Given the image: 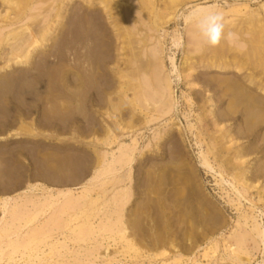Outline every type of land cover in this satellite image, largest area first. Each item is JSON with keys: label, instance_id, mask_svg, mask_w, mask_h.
Instances as JSON below:
<instances>
[{"label": "rangeland", "instance_id": "obj_1", "mask_svg": "<svg viewBox=\"0 0 264 264\" xmlns=\"http://www.w3.org/2000/svg\"><path fill=\"white\" fill-rule=\"evenodd\" d=\"M112 8L0 0V264H264V0Z\"/></svg>", "mask_w": 264, "mask_h": 264}, {"label": "clouds", "instance_id": "obj_2", "mask_svg": "<svg viewBox=\"0 0 264 264\" xmlns=\"http://www.w3.org/2000/svg\"><path fill=\"white\" fill-rule=\"evenodd\" d=\"M186 19L193 22L204 43L209 47L219 46L225 39H233L234 33L225 35L224 15L220 11L202 12L193 9L187 13Z\"/></svg>", "mask_w": 264, "mask_h": 264}, {"label": "bare ground", "instance_id": "obj_3", "mask_svg": "<svg viewBox=\"0 0 264 264\" xmlns=\"http://www.w3.org/2000/svg\"><path fill=\"white\" fill-rule=\"evenodd\" d=\"M6 1V0H5ZM84 1H89V4L91 5V6H94V4H95V0H93V1H91V0H84ZM106 1H108V2H110V4L114 7V8H112V9H114V10H118V11H121V9L122 10H125L126 9V11H127V13H129V12H131V10H130V7H131V5H134V4H136V1L137 0H106ZM142 2H143V0H141ZM138 2H139V0H138ZM146 2V1H145ZM100 5H103V3L101 2V3H99ZM142 5H143V3H142ZM118 8H120V10L118 9ZM146 8V7H145ZM138 10V9H137ZM143 10V9H142ZM198 10H200V11H202V12H207V11H210V9H203V8H200V9H198ZM112 11V10H111ZM111 11L109 12L111 15L112 14H114V13H111ZM146 11V10H145ZM121 12H123V11H121ZM120 13V12H119ZM123 14V13H122ZM143 14V13H142ZM145 15H146V13H144ZM137 15V14H136ZM123 20V19H122ZM124 21V20H123ZM144 22V21H143ZM124 26V25H123ZM201 44V43H200ZM197 46V45H196ZM198 46H199V44H198ZM197 49V48H196ZM199 49V48H198ZM201 49H202V47H201ZM204 50V49H203ZM197 52V51H196ZM198 53V52H197ZM173 61V60H172ZM212 69H216L217 68V66L216 65H214V64H212ZM219 67V66H218ZM220 68V67H219ZM158 73V72H157ZM161 81V80H160ZM159 82V81H158ZM157 82V83H158ZM143 83H146L145 81L143 82ZM156 83V84H157ZM145 85V84H144ZM147 85V84H146ZM158 85V84H157ZM144 87V86H143ZM158 87V86H157ZM167 89H168V83H167ZM150 89V88H149ZM163 89V88H162ZM160 91V90H159ZM146 92V91H145ZM161 93H163L162 91H161ZM144 95V94H143ZM162 95V94H161ZM151 96V95H150ZM143 97H145V96H143ZM142 97V98H143ZM148 97H149V93H148ZM162 98H164V95H163V97ZM150 99H152V98H148V100H150ZM157 99V98H156ZM156 99H155V101H156ZM160 100V99H159ZM161 101H159V103H160ZM169 102L170 101H168V103H167V105L169 104ZM162 103V102H161ZM163 106V105H162ZM123 159V158H122ZM122 159H120L121 161H122ZM205 161V160H204ZM205 165H208V163H206L205 162ZM14 214H16V211L14 212ZM15 216H17V218H20L21 216H20V214H16ZM20 216V217H19ZM25 217V216H24ZM23 218V217H22ZM21 219V218H20ZM83 225V224H82ZM81 225V226H82ZM80 226V225H79ZM78 226V227H79ZM77 227V228H78ZM86 228V227H85ZM89 229V228H88ZM88 229H87V231H88ZM91 229H89V231H90ZM7 231H9V229L7 230ZM80 231H83V232H81V233H84V232H86L85 230H83L82 228L80 229ZM254 232H255V234L257 235V237H259V238H261V239H263L264 238V234H263V232L261 231V229H260V227H259V225H257V226H255V228H254ZM85 234V236L88 234L87 232L86 233H84ZM89 234H91V233H89ZM88 234V235H89ZM35 235H36V233H34L32 236L33 237H35ZM78 236V235H77ZM32 239L33 238H31L30 239V241L32 242ZM86 239V238H85ZM30 244V242L29 241H25V242H18V243H15L13 246H11V253H17L20 249H24V250H27L28 248H29V245ZM253 244V243H252Z\"/></svg>", "mask_w": 264, "mask_h": 264}]
</instances>
